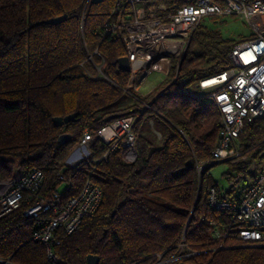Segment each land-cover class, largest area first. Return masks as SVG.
Listing matches in <instances>:
<instances>
[{"label": "trees", "instance_id": "trees-1", "mask_svg": "<svg viewBox=\"0 0 264 264\" xmlns=\"http://www.w3.org/2000/svg\"><path fill=\"white\" fill-rule=\"evenodd\" d=\"M113 1L89 3L82 19V0H0V180L16 167L25 172L39 168L54 184L84 129L96 132L113 115H135L137 135L133 160L118 146L95 163L91 179L102 190L101 204L75 231L59 236L56 261L48 260L44 246L30 238L33 220L23 216L24 204L0 217V258L10 257L15 264H86V256L96 254L98 264H145L156 252L172 251L184 237L198 251L192 257L196 264H264V243L242 244L235 236L243 223L231 225L229 236L214 240L206 222L227 221L208 205V188L215 186L224 197H232L238 176L253 177L249 163L254 161L256 168L264 163V118H258L240 134L250 161L229 162L224 173L229 187L219 188L210 173L219 162L212 161L211 150L220 115L206 93L189 87L225 69L230 48L196 53L195 46L203 42L215 49L224 43L217 32L199 31L198 25L177 72L172 70L150 92L131 96L124 91L129 72L119 70L116 62L125 55L123 44L103 32L112 19ZM60 15L65 17L59 22H45ZM96 48L93 63L102 64L107 78L96 75L93 63L86 61ZM134 96L132 105H124L126 97ZM72 113L74 120L53 124L54 116ZM154 118L163 128L157 143L143 130ZM107 147L95 139L92 157ZM197 162L205 163L200 171ZM64 172L71 178L67 194H74L88 165Z\"/></svg>", "mask_w": 264, "mask_h": 264}, {"label": "built area", "instance_id": "built-area-1", "mask_svg": "<svg viewBox=\"0 0 264 264\" xmlns=\"http://www.w3.org/2000/svg\"><path fill=\"white\" fill-rule=\"evenodd\" d=\"M91 2L82 0V19ZM211 15H238L251 30L249 38L230 47L229 65L225 69L197 82L220 115L212 161H236L247 154L240 143L245 124L264 118V0H114L112 19L104 24L103 32L123 44L130 67L124 91L133 96L134 92H140L141 83L150 74L161 73L165 78L172 70L177 72L193 32L203 17ZM93 54H98L97 48L88 54L86 61L93 63ZM93 66L96 75L107 78L102 64L93 63ZM135 120V115L127 114L115 117L96 132L84 129L64 159L63 168L56 173L54 184L46 180L39 168L25 172L16 167L10 177L0 180V217L24 204L23 216L33 220L30 238L44 246L48 260L56 261L54 247L60 241L59 236L75 231L101 204L102 190L91 179L95 163L105 160L108 152L118 146L125 149L127 160L135 158ZM95 139L108 147L92 157ZM82 163L88 165L86 178L76 193L67 194L71 178L64 170ZM204 165L197 162V170ZM63 183L66 188L60 191ZM207 202L227 220L224 224L206 220L214 240L229 236L231 225L240 222L244 226L235 233L240 243H264V163L254 170L252 181L232 197H224L217 187L210 186ZM197 253L182 237L172 251L156 252L145 264H196L192 257ZM0 264L15 263L6 257L0 258Z\"/></svg>", "mask_w": 264, "mask_h": 264}, {"label": "rangeland", "instance_id": "rangeland-1", "mask_svg": "<svg viewBox=\"0 0 264 264\" xmlns=\"http://www.w3.org/2000/svg\"><path fill=\"white\" fill-rule=\"evenodd\" d=\"M201 27L200 29H197L199 31H202L203 29H210L219 35V38L224 41L218 42L217 49H215L209 42H203V44L199 46H195L194 51L196 53L201 52V50H211L212 54H215L216 51L221 52H227L230 48L229 44H233L239 40L249 38L251 36V30L247 26V24L243 21L241 17L238 15H225V16H205L203 17L201 21ZM219 39V40H220ZM212 48H214L212 50ZM165 75L161 73H154L150 74L146 79L141 83L139 91L142 93H148L151 91L152 87L161 79L164 78ZM189 91H196V92H203L201 89L198 88L196 84H192L189 87ZM134 97H126L124 100V105H132L137 98ZM155 119V118H154ZM144 132L149 135L156 143L159 141L157 132L163 131L162 126L158 123L157 119L154 120V124H151V121L148 120L143 125ZM247 161H250V154H246L245 157L240 158L236 161H219L216 165H214L210 169V173L214 180L217 182L218 187L222 190H225L229 187L230 183L225 177L224 173L229 170V162L231 163H245ZM256 164L254 161H251L249 163L248 170L250 172H254L256 170ZM230 173L232 175H236V172L234 170H230ZM252 181V177L247 176L246 178L239 177L237 179L236 184L234 185V193L238 194L239 190L243 188L246 184ZM66 184H61L59 189L60 191L65 190Z\"/></svg>", "mask_w": 264, "mask_h": 264}, {"label": "water", "instance_id": "water-1", "mask_svg": "<svg viewBox=\"0 0 264 264\" xmlns=\"http://www.w3.org/2000/svg\"><path fill=\"white\" fill-rule=\"evenodd\" d=\"M102 0H92V3H99ZM65 17V15H60V16H56V17H52L47 19L45 22L47 23H55V22H59L61 21L63 18ZM117 67L119 70L121 71H125L128 72L130 67H129V61L127 59V56H121L117 59ZM76 113H72V114H68L64 117L62 116H54L52 118V122L55 126H61L71 120H74ZM113 118L116 117V115L112 116ZM64 137H66V135H61L60 138L63 139ZM99 263V256L96 254H88L86 256V264H98Z\"/></svg>", "mask_w": 264, "mask_h": 264}, {"label": "crops", "instance_id": "crops-1", "mask_svg": "<svg viewBox=\"0 0 264 264\" xmlns=\"http://www.w3.org/2000/svg\"><path fill=\"white\" fill-rule=\"evenodd\" d=\"M152 74H154V73H152ZM164 79V78H163ZM163 79H161L160 81H158L153 87H152V89L154 88V87H156L161 81H163ZM151 89V90H152ZM150 92V91H149ZM139 93H141V94H146V93H142L141 91L139 92Z\"/></svg>", "mask_w": 264, "mask_h": 264}]
</instances>
